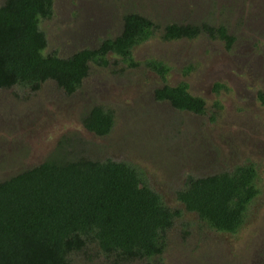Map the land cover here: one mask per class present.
I'll list each match as a JSON object with an SVG mask.
<instances>
[{"label":"rangeland","instance_id":"1","mask_svg":"<svg viewBox=\"0 0 264 264\" xmlns=\"http://www.w3.org/2000/svg\"><path fill=\"white\" fill-rule=\"evenodd\" d=\"M41 20L45 54L68 57L93 49L121 31L122 17L137 13L156 25L154 35L133 50L138 64L112 56L106 67L91 66L80 89L66 95L52 81L31 92L0 90V182L68 152L93 160L129 162L166 206L181 211L167 247L151 260L121 262L95 245L72 255L71 264H264V0H52ZM4 0H0V5ZM210 22L234 38L229 48L205 34L164 41L165 25ZM168 68L161 78L146 63ZM188 85L204 101L202 115L157 102L154 90ZM113 112L110 133L84 130L81 118L93 107ZM252 163L257 197L236 233L209 229L187 212L176 192L187 176L229 172Z\"/></svg>","mask_w":264,"mask_h":264},{"label":"trees","instance_id":"2","mask_svg":"<svg viewBox=\"0 0 264 264\" xmlns=\"http://www.w3.org/2000/svg\"><path fill=\"white\" fill-rule=\"evenodd\" d=\"M52 13V0H4L0 5V90L20 87L35 92L52 81L64 94L73 95L90 67H106L110 56L129 68L138 65L133 50L156 29L149 18L126 13L114 38L61 58L44 53L47 41L39 23ZM202 34L223 41L226 48L234 41L224 25L206 21L167 24L161 37L192 40ZM146 66L161 78L168 72L160 62ZM153 98L180 112L205 111L203 99L192 96L185 82L158 88ZM259 99L264 105L262 94ZM81 123L89 133L105 137L113 127V112L93 106ZM256 180L252 163L229 172L187 176L176 198L209 229L233 234L259 193ZM180 218L181 211L165 205L137 166L56 153L0 182V264H71L72 255L89 244L121 262L151 260L163 254Z\"/></svg>","mask_w":264,"mask_h":264},{"label":"flooded vegetation","instance_id":"3","mask_svg":"<svg viewBox=\"0 0 264 264\" xmlns=\"http://www.w3.org/2000/svg\"><path fill=\"white\" fill-rule=\"evenodd\" d=\"M84 130H86V129H84ZM87 131V130H86ZM88 132V131H87Z\"/></svg>","mask_w":264,"mask_h":264}]
</instances>
